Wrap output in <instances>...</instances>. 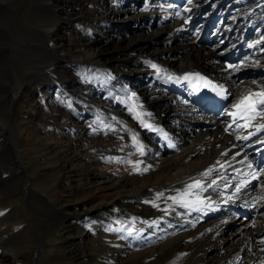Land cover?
<instances>
[{
	"label": "bare ground",
	"instance_id": "6f19581e",
	"mask_svg": "<svg viewBox=\"0 0 264 264\" xmlns=\"http://www.w3.org/2000/svg\"><path fill=\"white\" fill-rule=\"evenodd\" d=\"M73 5L34 0L28 19L45 37L24 48L25 41L13 36L19 32L16 4L0 0V171L8 173L3 188L0 175V264L42 260L49 248L41 242L31 263L17 258L33 246L31 229L48 231L51 264L69 262L64 254L69 240L85 248L77 255L81 264H264L259 238L264 212L245 228L216 206L227 201L216 192L237 182L241 148L220 126L197 128L199 118L157 86L160 77L191 68L227 78L217 63L221 46H196L180 32V15L161 13L154 0H96L92 11L85 10L92 4L82 1L80 10L67 12ZM194 5L198 13L216 8L235 32L251 27L256 49L241 68L252 74L232 83V94L237 99L245 91L264 90V0H195ZM66 33L76 39L67 68L75 74L58 77L55 64L66 57L56 37ZM14 58L35 64L28 70L38 81L23 85ZM56 96L62 101L56 113L32 104ZM165 142L170 149L163 152ZM35 163L63 175L56 185L61 191H68V182L87 192L75 195L77 203H70L72 194H59L63 205L55 208L31 170ZM262 175L251 188L257 205H264V169ZM28 187L36 193V209L28 210L27 230L18 231L21 208L29 205L20 191L27 194ZM200 214L210 217L204 221Z\"/></svg>",
	"mask_w": 264,
	"mask_h": 264
},
{
	"label": "rangeland",
	"instance_id": "374dc122",
	"mask_svg": "<svg viewBox=\"0 0 264 264\" xmlns=\"http://www.w3.org/2000/svg\"><path fill=\"white\" fill-rule=\"evenodd\" d=\"M67 1L72 5L74 4L73 6H71V9H68L69 11L67 10V12H74V9H76V8L78 10H80L79 7H76V6H78L77 4H81L82 1H83V3L88 2V3H90V5L92 4L90 8L85 7V10L92 11L96 7V5H94V4H96V0H67ZM12 2L16 4V20H15V22H16L17 28L20 32L19 33L17 30H14L13 31L14 38H16V40L18 39V41H21V40H22V42L25 41L24 48H27L26 45H28L30 43H37L38 44L39 42H42L44 37H45L43 29L38 24H35L31 20L28 19V11H29L30 6L33 5L34 0H12ZM82 9H83V7H82ZM116 32L120 33L119 31H116ZM141 32H142V30L140 31V34H141ZM124 35H126V34H124ZM56 40L61 45L60 54L62 56L66 57V58L63 57L62 61L58 62V64L56 63L57 65L55 64L56 73H57L58 77H68V76L72 75L73 73L75 74L74 70H72V71L67 70V68L71 67L69 64L72 63L71 61H69V59L73 58V55L76 54V51H77L76 47L74 46L75 40H76L75 35H73L72 33H71V35L70 34L68 35L66 33L63 38L61 36L56 37ZM27 42H29V43H27ZM65 45H66V47H65ZM74 49H76V50H74ZM20 60L21 61L23 60V61L21 62ZM13 61H14L13 64L16 68L17 74L19 75V78L22 81L23 85L27 84V82L38 81L37 79H34V77H32V76H34L33 69L28 70V67H30L32 65L35 68H37L35 64H33L32 62L30 63L23 58H21V59L14 58ZM44 69L46 70L48 68H44ZM65 71H66V73H65ZM8 94H9V98H8L6 103H11L10 102L11 101V95L9 92H8ZM37 102H39V103L35 102L32 104L39 107L40 110L44 113H46V110L49 111L50 113H52L54 110L62 108L61 96H56L55 99L50 98L46 102H43L41 99L38 98ZM29 105H30V103L29 104L25 103L24 105H22V107H25L27 109V108H29ZM62 110L63 109H61L60 111H62ZM11 113H12V110H11ZM53 113H56V112H53ZM57 124H60V122H57ZM2 143H3V141H2ZM35 164L36 165L33 166V169H31V170L34 172L35 176L37 178H39V180H41V183H43V185L45 186L46 191L45 190L44 191L46 192V195L48 196L46 199L54 200V207L55 208H58L59 206L63 205V203L61 202L62 199H61V197H59V194H64V192H65V194L70 193L73 195L70 198L71 199L70 203H74V202L77 203L78 199L76 198L75 195L78 193L81 194L83 192H87V190L83 186L80 187V186H77L76 184L73 185L72 183L69 184L68 182H66L65 185L67 186L68 191L62 190L63 191V193H62L61 189L58 188L59 186L57 187L56 185H58V183L63 182V175L62 174L58 175V174L54 173V171H52L51 168H48V166H45V165L41 166V165H39V163H35ZM6 173H7V170L6 171L5 170L0 171V175L2 176V179L5 180V182L3 184H1V186L3 185L2 188L8 184L6 182L7 181L6 176H5ZM31 176H32V174H31ZM35 176H33L31 178H34ZM32 180L34 181V179L30 180L31 183H32ZM2 188H1L2 193L5 195V189L6 188L5 189H2ZM28 190H29V192L27 194L24 191H20V195L22 197H26V201L29 202V203L27 202L29 205L21 208V212L23 214V215H21V217H23V218L25 217V219L20 217V220H18V223L20 222L19 225H17L18 231L21 227L22 228L24 227L25 230H27V228L24 226L28 222L27 220H29L27 215L29 214V212H33L36 209L35 208L36 207L35 206L36 193H34V191L32 189H30L29 187H28ZM90 203L85 204V206L90 205ZM30 207H32V208H30ZM28 210H29V212H28ZM230 228L233 229L232 227H230ZM47 232L48 231H38V230L34 231L31 229L29 231V235L31 236V242H32L33 246L29 249L27 248L25 250H20L19 253L17 254V258L20 261H24V262L29 261L31 263V260H32L33 256L35 255V248L37 247L39 242H41L46 248L47 247L49 248V251H48V253H47V251H46V253H44L45 255L41 258L42 260H40L38 262V264H51L50 263V256L52 255V253L54 251H52L53 248L51 247V244L47 241L49 239V236H47ZM12 233L15 234V231L12 230L10 235H12ZM237 234L240 235L241 233L238 232ZM5 235H7V234H5ZM5 237L6 236H4V238ZM77 244L78 243L74 242V240L67 241V243L64 246L65 247L64 248V254L67 255V257H69L70 260H69V262H68V260H65V261H63L64 263L61 262L62 264H81L80 261L78 260L79 256H77V255L79 252L84 251L85 248H83V246H77ZM2 248H3V246L1 247V249ZM81 256H86L85 252H84V254H81Z\"/></svg>",
	"mask_w": 264,
	"mask_h": 264
},
{
	"label": "snow or ice",
	"instance_id": "6c2138e0",
	"mask_svg": "<svg viewBox=\"0 0 264 264\" xmlns=\"http://www.w3.org/2000/svg\"><path fill=\"white\" fill-rule=\"evenodd\" d=\"M258 95H264V93H260V94H258ZM261 103H264V101H262ZM146 127H147V125H145Z\"/></svg>",
	"mask_w": 264,
	"mask_h": 264
}]
</instances>
